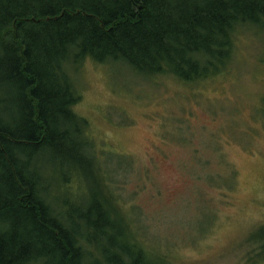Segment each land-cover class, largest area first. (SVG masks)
<instances>
[{
	"label": "trees",
	"instance_id": "trees-1",
	"mask_svg": "<svg viewBox=\"0 0 264 264\" xmlns=\"http://www.w3.org/2000/svg\"><path fill=\"white\" fill-rule=\"evenodd\" d=\"M251 27L264 31V0H0V264H162L97 175L89 210L49 203L51 182L82 168L94 179L74 73L91 60L197 84L226 70ZM255 235L264 256V225Z\"/></svg>",
	"mask_w": 264,
	"mask_h": 264
},
{
	"label": "rangeland",
	"instance_id": "rangeland-1",
	"mask_svg": "<svg viewBox=\"0 0 264 264\" xmlns=\"http://www.w3.org/2000/svg\"><path fill=\"white\" fill-rule=\"evenodd\" d=\"M74 80L94 179L51 182L53 209L92 208L97 175L153 262L264 264V31L240 29L226 70L197 84L91 60Z\"/></svg>",
	"mask_w": 264,
	"mask_h": 264
}]
</instances>
